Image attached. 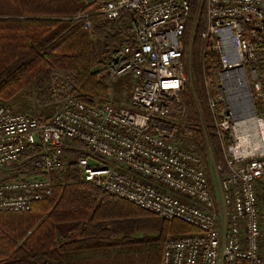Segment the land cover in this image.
Here are the masks:
<instances>
[{
    "label": "built area",
    "instance_id": "2783aa9c",
    "mask_svg": "<svg viewBox=\"0 0 264 264\" xmlns=\"http://www.w3.org/2000/svg\"><path fill=\"white\" fill-rule=\"evenodd\" d=\"M98 1L75 16L85 27L92 15L114 19L124 8L134 13L125 34L101 50L105 76L129 80L130 97L120 104L86 103L68 92L64 74L52 85L54 108L45 118L0 103V212L26 211L50 196L48 174L61 167L65 142L74 140L84 147L76 159L82 180L196 229L168 237L159 264H264L257 206L264 150L243 152L229 97V83L242 82L264 144V107L257 113L254 105V98L264 103V0H198L195 21L201 9L205 17L202 76L223 157L216 169L226 170L220 205L193 144L177 138L186 119L180 92L187 79L183 35L192 0ZM209 51L217 55L212 74L203 64ZM27 164L26 173L12 177Z\"/></svg>",
    "mask_w": 264,
    "mask_h": 264
},
{
    "label": "trees",
    "instance_id": "16d2710c",
    "mask_svg": "<svg viewBox=\"0 0 264 264\" xmlns=\"http://www.w3.org/2000/svg\"><path fill=\"white\" fill-rule=\"evenodd\" d=\"M197 5L198 0H192L183 35L182 60L190 76L180 92L186 119L177 138L193 144L207 171L209 150L218 164L223 165V157L202 76L200 32L205 17L201 9L195 21ZM87 6L94 3L0 0V101L32 84L39 98L51 100L49 79L60 71L70 75L68 92L79 100L90 104L109 100L104 73L96 69L95 38L111 49L134 13L124 8L114 19L92 15L91 26L85 27L75 16ZM203 64L209 74L217 69L216 53L209 51ZM80 155H84L82 144L65 142L63 164L48 174L52 194L33 201L26 211L0 212V264H159L168 237L196 230L178 219H161L82 180L76 162ZM28 166L17 168L12 177L26 173ZM225 171L223 166L221 172ZM133 230L142 236H133Z\"/></svg>",
    "mask_w": 264,
    "mask_h": 264
},
{
    "label": "rangeland",
    "instance_id": "374dc122",
    "mask_svg": "<svg viewBox=\"0 0 264 264\" xmlns=\"http://www.w3.org/2000/svg\"><path fill=\"white\" fill-rule=\"evenodd\" d=\"M93 1L95 3L99 2L98 0H83V3L84 4H86V3L90 4ZM95 42H96L97 47H98L97 53L99 55V65L96 67V69H101L103 71L104 77H105L107 84L109 86V100L108 101H111V102L116 103V104L127 102L129 97H130V93H131V82L127 79L112 81V80H109L105 76L104 68H102V63H103L102 62L103 61L102 54H103V51L106 50V48L108 50H110V48L107 47L108 45L106 44L105 41H101V40L99 41L98 39L95 38ZM103 43H105V47H104L103 51H101ZM188 69L190 71L189 65H188ZM64 74L70 76L69 74L63 73L60 71V73H55L51 76V78L49 79V84L52 86L57 81V79ZM187 75L190 76V74H187ZM216 80H217V78H216ZM212 84H214V80H213ZM260 102L261 101L254 98V105L256 107V110H258V109L260 110L262 107H264V103H260ZM0 103L8 104L14 110H17V111H27L28 113L34 115L35 117H39V118H45V117L49 116L52 113L53 108H54L50 99L48 100V99H44V98L43 99L39 98L38 92L36 90V86L33 84L24 87L20 92H18L16 95H14V97H12L10 100L0 101ZM68 158H69V160L71 159L70 157H68ZM217 164L218 163L215 162V160L211 154V151L209 150V164L207 166V171H205V172H206V175L208 177L211 189L214 192V194L216 195L217 204L220 205L221 202H220L219 187H220L221 178H222L224 173H222L221 170L219 171L216 169ZM259 195H260V191L258 190V198L260 200ZM132 235L133 236H142V233H139L138 231L133 230Z\"/></svg>",
    "mask_w": 264,
    "mask_h": 264
},
{
    "label": "bare ground",
    "instance_id": "6f19581e",
    "mask_svg": "<svg viewBox=\"0 0 264 264\" xmlns=\"http://www.w3.org/2000/svg\"><path fill=\"white\" fill-rule=\"evenodd\" d=\"M228 84V83H227ZM229 97L233 104L234 114L237 120V131L241 138L244 153L260 152L264 150L258 132V125L253 120V114L248 102V96L244 84L229 83Z\"/></svg>",
    "mask_w": 264,
    "mask_h": 264
},
{
    "label": "crops",
    "instance_id": "0c3cea01",
    "mask_svg": "<svg viewBox=\"0 0 264 264\" xmlns=\"http://www.w3.org/2000/svg\"><path fill=\"white\" fill-rule=\"evenodd\" d=\"M257 189L260 191V200H258L259 205L257 203V206L260 209L261 215H262L260 250H261V254L264 258V175L257 182Z\"/></svg>",
    "mask_w": 264,
    "mask_h": 264
}]
</instances>
